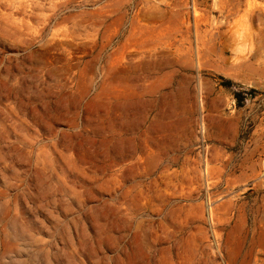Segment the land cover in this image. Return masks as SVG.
<instances>
[{"label": "rangeland", "instance_id": "374dc122", "mask_svg": "<svg viewBox=\"0 0 264 264\" xmlns=\"http://www.w3.org/2000/svg\"><path fill=\"white\" fill-rule=\"evenodd\" d=\"M0 264H264V0H0Z\"/></svg>", "mask_w": 264, "mask_h": 264}, {"label": "crops", "instance_id": "0c3cea01", "mask_svg": "<svg viewBox=\"0 0 264 264\" xmlns=\"http://www.w3.org/2000/svg\"><path fill=\"white\" fill-rule=\"evenodd\" d=\"M146 63L147 62L142 61L137 66L134 65L133 69L139 75H142V74L148 75L149 73H152L154 71V67L153 66L150 67ZM146 80H147V78L145 77L144 82L141 85H139L137 88L133 89L132 94H131L132 99H133L132 104H138L141 106H146L150 103L149 100L154 95L155 88H153V86L152 87L148 86L147 83L145 82ZM100 98H101V93L98 92L95 95L94 99L98 100ZM143 113H146L145 109H143L141 111V114H143ZM133 128L136 131V125H134ZM137 138H138L139 142L144 146L149 145L153 140L156 139V137L152 136V134L150 132V127L147 123V120L144 117L139 119V121L137 123ZM190 140H191V138H188V137L166 135V136H161L158 139V142L165 147H170L172 144L177 147V146L184 145L185 143H187V141H190ZM164 151H160V152H164ZM166 152H176V151L171 150V149H167Z\"/></svg>", "mask_w": 264, "mask_h": 264}]
</instances>
